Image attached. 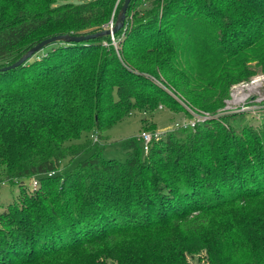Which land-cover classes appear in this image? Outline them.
I'll return each mask as SVG.
<instances>
[{"label":"trees","instance_id":"obj_1","mask_svg":"<svg viewBox=\"0 0 264 264\" xmlns=\"http://www.w3.org/2000/svg\"><path fill=\"white\" fill-rule=\"evenodd\" d=\"M74 1L0 0V68L48 38L110 29L125 0ZM114 37L118 51L109 36L57 42L0 73V177L40 185L0 213V264H188L203 250L264 264V123L207 121L148 154L133 137L126 162L94 142L134 112H184L172 93L216 113L264 74V0H132Z\"/></svg>","mask_w":264,"mask_h":264},{"label":"rangeland","instance_id":"obj_2","mask_svg":"<svg viewBox=\"0 0 264 264\" xmlns=\"http://www.w3.org/2000/svg\"><path fill=\"white\" fill-rule=\"evenodd\" d=\"M80 1L81 0H75L74 2L79 3ZM104 45L107 46L106 43H104ZM49 49L50 46L44 48L39 55H42ZM116 50L118 51V45ZM259 75L254 77L255 81L253 83L244 85L236 84L237 86L233 85L230 90L229 98L224 102L223 107L216 113L204 112L207 118L204 123L207 121H216L227 129L235 128L238 131L244 130L247 127L260 129L264 123V77H262L264 74L260 73ZM155 81L160 86L169 88L167 84L158 80ZM178 96L172 93V97L183 106L184 112H177L162 106L158 108L156 113L151 115L137 111L132 113V115L124 121L115 125L109 131L103 133V139L98 140L97 136L94 135V142L99 141V150L102 156L106 159L126 162L128 153L122 146L124 140L133 137L138 138L144 132L165 130L173 127L177 123L189 121L194 117V114L186 109L187 106L185 105L187 104ZM190 110L199 113L196 109L190 108ZM93 153L94 151L83 154L73 161L65 160L62 164L61 171L67 168H75L79 162L90 158ZM35 179H37V177L27 178L24 180L25 183L21 184L19 181H5L0 177V213L6 211L11 204H17L19 206L28 204L29 198L36 195L40 188V185L34 186L33 181ZM241 206L243 207L244 205ZM254 206H257L260 210L259 213L262 212L264 214V202L255 204ZM162 236H168V231H164ZM87 256L88 255L84 253L83 258ZM105 264L118 263L108 260ZM188 264H210L206 251L203 250L189 256Z\"/></svg>","mask_w":264,"mask_h":264},{"label":"water","instance_id":"obj_3","mask_svg":"<svg viewBox=\"0 0 264 264\" xmlns=\"http://www.w3.org/2000/svg\"><path fill=\"white\" fill-rule=\"evenodd\" d=\"M132 0H125L124 4L121 7L120 12L118 13L117 19L113 27H110L108 30H104L94 34H86V35H59L48 38L36 46L31 48L25 55H23L17 62L12 65L0 68L1 72H7L13 69H16L24 64H26L30 59H32L35 55L40 53L44 48L55 44L57 42H68V43H83L88 42L90 40H95L98 38H103L106 36L114 37L119 31H121L125 26L126 16L128 9L130 7Z\"/></svg>","mask_w":264,"mask_h":264},{"label":"built area","instance_id":"obj_4","mask_svg":"<svg viewBox=\"0 0 264 264\" xmlns=\"http://www.w3.org/2000/svg\"><path fill=\"white\" fill-rule=\"evenodd\" d=\"M113 25H114V22L111 21L110 27H113ZM111 39H112V45L117 49V41H116L115 37H111ZM262 77H264V76H262ZM254 81H255V79L253 78L249 82H242V83L237 84V85H244V84H248V83H253ZM236 86H234V87H236ZM185 106H187V105H185ZM188 107L189 106H187L186 109H188L190 113L194 114V117H192L189 121L177 123L173 127L165 129V130H159V131H155V132H144L138 137V140L140 141L145 154L149 153L151 144L154 141L162 140L169 133L174 132V131L194 130V129H196V127L198 125L204 123L207 120V118L205 116L206 113H204V112L196 113V112H193L192 110H190L191 107H189V108ZM33 183H34L35 187L39 185L38 180H36V179L33 181Z\"/></svg>","mask_w":264,"mask_h":264}]
</instances>
